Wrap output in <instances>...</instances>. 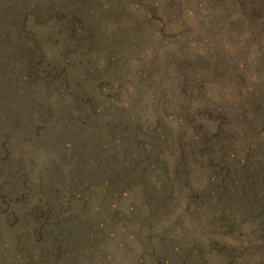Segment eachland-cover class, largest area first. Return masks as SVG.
I'll list each match as a JSON object with an SVG mask.
<instances>
[{
	"label": "rangeland",
	"instance_id": "1",
	"mask_svg": "<svg viewBox=\"0 0 264 264\" xmlns=\"http://www.w3.org/2000/svg\"><path fill=\"white\" fill-rule=\"evenodd\" d=\"M0 264H264V0H0Z\"/></svg>",
	"mask_w": 264,
	"mask_h": 264
}]
</instances>
